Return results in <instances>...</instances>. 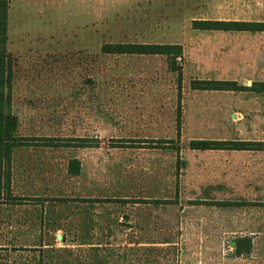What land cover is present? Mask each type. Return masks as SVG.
I'll return each instance as SVG.
<instances>
[{
  "label": "rangeland",
  "instance_id": "374dc122",
  "mask_svg": "<svg viewBox=\"0 0 264 264\" xmlns=\"http://www.w3.org/2000/svg\"><path fill=\"white\" fill-rule=\"evenodd\" d=\"M201 1L10 0L19 133L71 146L16 150L15 197L0 201V264H221L236 256L241 232L216 205L232 196L210 169L230 151L190 144L237 140L254 114L250 107L242 118L235 98L191 88L192 79L234 69L222 65L221 35L192 27ZM118 42L181 44L183 54L174 62L101 52ZM81 138L92 145L77 146Z\"/></svg>",
  "mask_w": 264,
  "mask_h": 264
},
{
  "label": "crops",
  "instance_id": "0c3cea01",
  "mask_svg": "<svg viewBox=\"0 0 264 264\" xmlns=\"http://www.w3.org/2000/svg\"><path fill=\"white\" fill-rule=\"evenodd\" d=\"M198 6L204 12L195 14L193 21L264 22V0H202ZM193 29L210 36L221 35L224 47L221 49L229 52L226 55L228 61L221 56L222 65L234 69L227 77L217 80H232L244 86L264 83V31ZM200 91L221 92L227 98H235L236 108L242 110L239 112L242 118L252 107L254 122L245 125L244 134L237 140L264 142V91ZM220 150L230 153L216 157L219 161L214 162H220V165L210 169L220 176L223 195L232 198L216 205L226 210V225L241 232V236L233 240L234 246L241 240L251 242L250 251L237 252L234 258L224 259L221 264H264V149Z\"/></svg>",
  "mask_w": 264,
  "mask_h": 264
},
{
  "label": "trees",
  "instance_id": "16d2710c",
  "mask_svg": "<svg viewBox=\"0 0 264 264\" xmlns=\"http://www.w3.org/2000/svg\"><path fill=\"white\" fill-rule=\"evenodd\" d=\"M10 0H0V201L6 198H14L12 194L13 161L17 149L42 145L48 147L71 146L55 142L47 137L42 144H33L31 137L22 136L19 133V118L13 110V81L15 57L7 50L8 41V9ZM193 28L215 30H250L264 31V22L257 21H226V20H194ZM104 54H161L171 57L174 62L182 57L181 44L165 43H105L101 47ZM178 72V85L181 88L182 67L176 68ZM191 88L194 90H252L264 91L263 82H255L252 86H244L232 80L217 79H192ZM79 147H90L84 138H81ZM191 147L195 149H232V150H258L264 149V142L254 141H192ZM79 172V165L75 174ZM237 252L251 250V242L241 240L235 244Z\"/></svg>",
  "mask_w": 264,
  "mask_h": 264
}]
</instances>
